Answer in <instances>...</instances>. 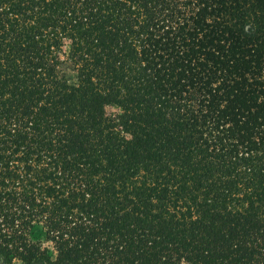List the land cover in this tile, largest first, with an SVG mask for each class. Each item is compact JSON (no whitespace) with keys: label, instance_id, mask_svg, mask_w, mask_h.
I'll use <instances>...</instances> for the list:
<instances>
[{"label":"trees","instance_id":"trees-1","mask_svg":"<svg viewBox=\"0 0 264 264\" xmlns=\"http://www.w3.org/2000/svg\"><path fill=\"white\" fill-rule=\"evenodd\" d=\"M0 264H264V0H0Z\"/></svg>","mask_w":264,"mask_h":264}]
</instances>
